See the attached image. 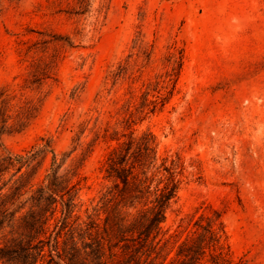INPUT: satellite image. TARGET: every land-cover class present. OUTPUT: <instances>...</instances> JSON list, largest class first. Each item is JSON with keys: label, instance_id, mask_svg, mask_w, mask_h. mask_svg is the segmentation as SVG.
Returning a JSON list of instances; mask_svg holds the SVG:
<instances>
[{"label": "rangeland", "instance_id": "rangeland-1", "mask_svg": "<svg viewBox=\"0 0 264 264\" xmlns=\"http://www.w3.org/2000/svg\"><path fill=\"white\" fill-rule=\"evenodd\" d=\"M79 10L77 0H0V91L39 106L25 130L0 134V153L49 145L62 175L82 162L77 211L86 220L110 186L104 163L115 142L105 130L129 131L139 88L164 77L165 56L181 50L173 97L131 127L185 167L163 223L167 261L213 208L236 260L264 264V0H90ZM55 53V79L25 88L32 60ZM50 159H35L39 180Z\"/></svg>", "mask_w": 264, "mask_h": 264}, {"label": "trees", "instance_id": "trees-1", "mask_svg": "<svg viewBox=\"0 0 264 264\" xmlns=\"http://www.w3.org/2000/svg\"><path fill=\"white\" fill-rule=\"evenodd\" d=\"M77 4V13L83 14L90 0H77ZM59 55L33 59L24 87L39 89L55 79ZM146 58L149 61L151 53ZM183 58L181 50L167 53L165 62L170 70L164 77L143 82L138 90L140 102L133 104L135 112L130 111L126 120L129 131L105 130L102 138L115 142L104 163V177L110 186L86 220L77 211L84 180L82 162L62 175L57 154L49 145H33L24 153L5 149L0 153L2 264H246L234 257L222 213L213 208L196 219L192 216L193 228L167 261L163 223L177 197L185 167L178 154L159 155L154 134L137 133L131 127L147 114L161 111L171 100ZM120 73L115 72L112 80ZM10 100L0 91V134L22 132L39 112V106L31 101L15 105ZM40 153L51 155L41 180L37 178L40 165L34 164Z\"/></svg>", "mask_w": 264, "mask_h": 264}]
</instances>
